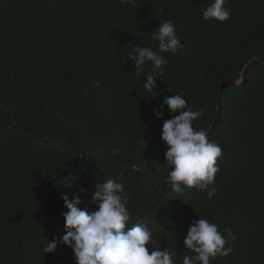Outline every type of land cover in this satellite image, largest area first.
Instances as JSON below:
<instances>
[{
  "label": "trees",
  "instance_id": "16d2710c",
  "mask_svg": "<svg viewBox=\"0 0 264 264\" xmlns=\"http://www.w3.org/2000/svg\"><path fill=\"white\" fill-rule=\"evenodd\" d=\"M0 264H264V0H0Z\"/></svg>",
  "mask_w": 264,
  "mask_h": 264
},
{
  "label": "water",
  "instance_id": "95a60500",
  "mask_svg": "<svg viewBox=\"0 0 264 264\" xmlns=\"http://www.w3.org/2000/svg\"><path fill=\"white\" fill-rule=\"evenodd\" d=\"M182 151H183V149H182V150H180L178 154H180Z\"/></svg>",
  "mask_w": 264,
  "mask_h": 264
}]
</instances>
